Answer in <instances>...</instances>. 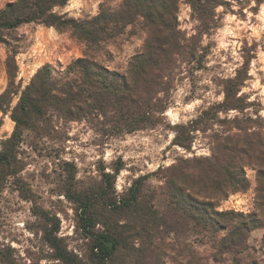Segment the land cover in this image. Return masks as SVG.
<instances>
[{
    "label": "rangeland",
    "instance_id": "rangeland-1",
    "mask_svg": "<svg viewBox=\"0 0 264 264\" xmlns=\"http://www.w3.org/2000/svg\"><path fill=\"white\" fill-rule=\"evenodd\" d=\"M0 0V11L8 2ZM124 0H70L57 7L60 13L75 18L97 15L102 3L116 7ZM216 10V26L201 28L187 0H180L178 29L183 33L186 50L195 48L193 55L185 52L176 56L173 72L166 78L167 107L158 114L155 126L131 133L106 135L103 127L110 125L103 118L90 117L78 121L55 120L50 134L27 130L21 144L23 169L10 178L0 197V241L15 249L20 261L34 264H61L54 259V249L47 240L54 232L67 249L85 261L90 260V238L79 226L77 204L73 193L102 183L103 172L116 176L117 194L125 193L132 183L146 179L149 194L164 199L166 169L179 158L211 156L220 137L241 134L236 117L251 116L264 122V0H227ZM17 33V83L24 88L37 70L50 63L57 73L85 53L86 45L70 30L38 23L21 26ZM147 37L142 20L128 25L115 41L106 43L98 58L112 69L124 71L130 58L140 52ZM8 46L0 44V95L8 86L6 59ZM232 93L228 104L245 107L243 111L226 107L227 92ZM19 95L13 100L17 104ZM225 102V103H224ZM224 104V105H223ZM11 113H1L0 142L13 133L15 121ZM204 117V118H203ZM206 124L201 121L207 119ZM199 126L192 132L191 149L172 142L175 125ZM261 130L253 126L249 131ZM1 147V145H0ZM249 188L231 193L217 203L216 210L230 212L228 223H242L249 228L242 246L225 251L220 241L225 231L216 235L197 236L191 230L180 237L172 234L158 241L159 249L150 257L152 264L159 255L167 264H264V210L257 199L255 165L245 167ZM225 218V217H222ZM55 224L60 225L56 232ZM98 227H102L100 224ZM137 242V246H140ZM137 256L130 257L138 264ZM143 264V263H139Z\"/></svg>",
    "mask_w": 264,
    "mask_h": 264
},
{
    "label": "trees",
    "instance_id": "trees-1",
    "mask_svg": "<svg viewBox=\"0 0 264 264\" xmlns=\"http://www.w3.org/2000/svg\"><path fill=\"white\" fill-rule=\"evenodd\" d=\"M69 1L15 0L0 11V44L8 46L9 80L0 95V114L10 112L16 123L11 136L0 142V197L10 178L23 169L20 153L27 130L46 135L57 127L55 120L68 122L90 117L103 118L110 125L102 128L106 135L153 127L158 114L167 107L168 99L162 93L168 88L166 78L173 72L175 57L185 52L193 55L195 50L185 49L183 33L178 29L180 0H124L116 7L102 3L97 15L85 18L56 10ZM187 2L200 20V27L205 29L216 26L217 8L228 3L227 0ZM141 20L147 29L145 45L130 58L124 71L112 69L98 58L106 43L115 41L128 25ZM29 23L70 30L85 43L86 49L83 56L74 59L60 74L52 64L43 65L22 88L17 83L16 56L21 40L17 30ZM16 95L19 100L13 106ZM232 95L227 92V104ZM230 109L243 111L245 107L237 104L219 107V111ZM208 118L201 122L206 124ZM233 121L241 134L220 137L211 156L181 157L166 169L164 199L159 194H149L145 181L148 176L136 179L125 193L117 194L115 182L120 166L114 173L104 171L99 186L74 191L79 226L91 241V261L69 251L55 231L47 234L54 259L61 264H131L130 257L137 256L138 264H152L149 256L160 248L158 241L172 234L180 240L190 230L203 237L225 231L220 241L225 251L242 246L245 232L257 224L250 228L242 223L229 225L230 212H219L216 207L231 193L249 188L245 167L255 165L258 205L264 210V133L257 129L249 131L253 126L261 129L264 122L256 125L258 120L251 116L236 117ZM198 128L192 123L175 125L172 143L191 149L192 132ZM54 228L57 232L60 225L55 224ZM0 264L29 263L20 261L15 249L0 241ZM154 264L167 262L156 255Z\"/></svg>",
    "mask_w": 264,
    "mask_h": 264
}]
</instances>
